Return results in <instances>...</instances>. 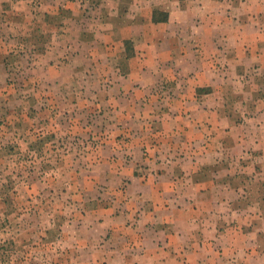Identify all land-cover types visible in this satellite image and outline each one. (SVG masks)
I'll use <instances>...</instances> for the list:
<instances>
[{
    "label": "rangeland",
    "instance_id": "obj_1",
    "mask_svg": "<svg viewBox=\"0 0 264 264\" xmlns=\"http://www.w3.org/2000/svg\"><path fill=\"white\" fill-rule=\"evenodd\" d=\"M131 2L0 0V264H82L71 239L75 221L112 206L116 196L123 201L129 176L153 177L160 171L155 162L185 157V152L156 150L182 139L158 135L159 114L169 103L140 102L137 88L129 86L133 68L141 72L134 46L143 45L142 31L137 28L136 38L125 40L126 51L122 27L105 36L111 28L102 26L111 10L106 7L129 12ZM205 2L204 12L193 10L195 16L220 8L231 17L241 14L244 27L257 18L255 28L246 29L248 43L254 50L260 43L264 48V34L257 38V31L264 33V0ZM225 27L231 31L234 24ZM255 65L243 55L241 80L244 85L261 78V86L229 87L227 102L212 103L240 125L237 137L210 130L228 127L216 116L207 120L212 133L188 139L200 144L210 139L220 147L222 141L226 150L213 151L210 160L221 161L223 170L213 163L197 174L231 181L243 196L251 194L243 200L250 208L264 211V76H255ZM195 119L191 124L205 127L203 117ZM232 158L239 163L235 179L227 171ZM198 201L202 206L204 200Z\"/></svg>",
    "mask_w": 264,
    "mask_h": 264
},
{
    "label": "crops",
    "instance_id": "obj_2",
    "mask_svg": "<svg viewBox=\"0 0 264 264\" xmlns=\"http://www.w3.org/2000/svg\"><path fill=\"white\" fill-rule=\"evenodd\" d=\"M129 4V12L106 7L112 11L102 17V26L105 22L111 27L106 28L105 36L109 38L108 33L122 27L126 31L119 37L125 49L126 41L136 38V29L142 31L143 45L134 46L136 58L142 61L141 72L135 73L137 65L133 68L129 86L137 88L140 102L152 98L169 103V110L159 114L162 131L158 135L182 139L159 143L156 150L185 152V157L155 162L160 171L153 177L129 176L123 201L116 196L118 201L112 206L85 212L75 221L71 239L82 252V264H264V211L250 208L252 204L243 200L251 194L243 196L231 181L197 174L213 163L222 166L221 161L210 160L213 151L226 150L222 141L220 147L215 141L208 142L210 139L203 144L188 139L212 131L237 137L240 125L232 124L230 112L223 113L212 103L222 105L228 97L225 89L243 85V55L257 63L253 70L259 73L255 76H264V48L260 43L252 49L246 31L255 28L257 18L253 16L254 22L244 27L241 14L231 17L220 8L195 16L193 10L199 8L202 13L208 6L205 0H134ZM72 5L76 9V4ZM167 14V21H154L156 15L163 20ZM228 23L234 24L231 31L225 27ZM262 34L257 31V38ZM255 81L243 86H261V78ZM160 88L167 91L160 94ZM198 116L206 121L204 128L203 124H191ZM216 116L227 121L229 129L215 126L208 132L207 120ZM235 159L226 161L234 179L233 171L239 165ZM108 182L111 185L113 180Z\"/></svg>",
    "mask_w": 264,
    "mask_h": 264
},
{
    "label": "trees",
    "instance_id": "obj_3",
    "mask_svg": "<svg viewBox=\"0 0 264 264\" xmlns=\"http://www.w3.org/2000/svg\"><path fill=\"white\" fill-rule=\"evenodd\" d=\"M168 20V14H167V16L163 19V20H159V19H157V15L154 17V21L156 22V23H159V22H165V21H167Z\"/></svg>",
    "mask_w": 264,
    "mask_h": 264
}]
</instances>
